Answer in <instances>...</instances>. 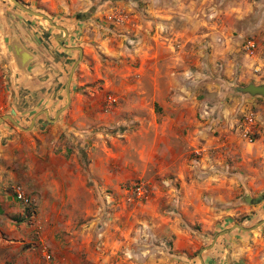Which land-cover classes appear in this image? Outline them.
<instances>
[{
  "label": "crops",
  "instance_id": "0c3cea01",
  "mask_svg": "<svg viewBox=\"0 0 264 264\" xmlns=\"http://www.w3.org/2000/svg\"><path fill=\"white\" fill-rule=\"evenodd\" d=\"M143 1L148 4L135 15L139 19L130 34L132 45L106 48L108 61L117 58L119 105L112 114L129 141L116 153L122 173L112 178L120 182L141 171L170 177L179 184L182 196L174 203L172 186L164 192L157 189L149 201L140 203L125 197L119 185L113 186L110 196L103 184L69 186L59 202L80 208L77 218L86 227L96 222L97 231L75 236L59 233L52 262L45 261L49 255L30 252L25 247L28 231L19 230L9 214L8 184L24 179L21 173L14 174L18 164L31 170L35 163L47 164L44 154L53 151L66 164L78 162L71 147L58 137L77 117L79 98L84 95L73 90L75 77L69 114L50 120L67 102L65 73L75 49L43 45L36 46L41 52L34 53L28 46L26 51L34 59L28 60L17 92L8 96L0 89V116L13 105L17 121L29 127L38 111L48 109L49 114L38 116L32 131H15L13 123L0 126V246L11 252L12 244L18 245L15 255L8 254L9 260L18 263L19 258L32 255L34 264H201L199 253L210 239L195 233L194 224L216 229L223 224L224 214H232L230 206L237 203L238 195L255 198L264 191V165L260 164L264 162V97L236 89L264 84V20L254 13L260 0ZM252 32L257 33L256 39ZM247 40L256 42L253 54L244 51ZM246 113H253L257 123L249 137L239 126ZM107 161L105 157L99 170L106 182L110 179ZM93 193L102 199L100 211L92 206ZM83 196L86 204L81 202ZM116 199L118 204L108 215L106 209ZM245 204L241 212L253 210ZM64 217L58 215L59 231ZM141 222L149 224L157 237L171 241L170 250L159 245L141 249ZM249 235L236 228L220 236L213 248L203 252L204 264H230L245 256L248 247L241 248V243ZM69 241L72 244L66 246Z\"/></svg>",
  "mask_w": 264,
  "mask_h": 264
},
{
  "label": "rangeland",
  "instance_id": "374dc122",
  "mask_svg": "<svg viewBox=\"0 0 264 264\" xmlns=\"http://www.w3.org/2000/svg\"><path fill=\"white\" fill-rule=\"evenodd\" d=\"M20 1L34 11L47 14L52 18L55 25L44 17L26 11L11 0H0L1 92L5 91L10 96L12 92H17V86L20 85L21 75L26 67L18 63L19 47L26 50V47L30 46L35 49L34 53L41 52L36 46L44 48L43 45H56L61 46L63 49H75L70 54L72 55L71 60H67L69 65L65 73L66 80L67 78L69 79L72 67L80 58L79 49L74 47H81L82 49V59L78 63L72 79L71 101L60 115L69 114V108L73 106L72 87L74 86L75 77L77 83L73 90H76V95L84 96L79 98L81 101L78 102L77 117L71 120L70 125L64 126L58 137L60 141H65V144L71 147V153L73 156L76 155L78 162L66 164L61 160L58 151L48 152L49 154H44L47 158V164L35 163L31 170H28L27 166L22 167L21 164H18L19 166L14 168V174L16 176L21 173L24 179H22L23 181L13 179L8 184L9 200L12 202L9 214L13 217V223L19 225V230L20 228L22 231L23 229L27 230L30 235L25 247L29 248L30 252H35L36 250L38 255H49V257L45 256V261L52 262L53 255L58 253L57 240L59 233L74 236L77 234H88L89 232L95 234L98 228L96 222H93L91 227L83 225L82 218H77V216L82 214L80 208L73 207V204H71L72 207L68 204L63 205L61 203L62 200L59 202V199L66 196L62 193L67 187L87 186L94 188L103 184L108 188L106 191L107 196H110L109 193L114 191L113 186L119 185L125 197L132 198L133 202L140 203L149 201L157 189L164 192L170 190L173 186L175 188V192L172 195L174 203L179 200L182 193L177 189L179 184L173 181L172 178L155 176L152 173L146 172V174L141 171L138 175L123 179L120 182H115L116 178H112V176L122 173V165L118 162L116 153L118 151L122 152L124 150L123 147L129 141L119 132L122 126L115 123V118H113L115 113L112 114L119 105V98L116 94L118 81L116 79L117 65L115 63L117 58H109L110 61H108L106 48L115 49L117 45H132L130 34L134 24L139 19L135 15L138 10L144 11V6L148 2L143 0ZM254 13L255 17L260 16V19L264 20V0L257 1V8H255ZM143 20L146 21V17ZM261 24H264V21ZM258 29L260 28L256 30ZM125 34H128V37ZM251 34L256 39L255 34L257 33L252 32ZM55 54L59 57L63 56L58 51H55ZM47 56L51 57L50 53H47ZM59 57H55L56 61L59 60ZM32 58L30 61L34 59ZM107 71H110L109 76H107ZM65 83L68 84V81ZM109 96L117 98V101L111 103L108 99ZM12 107L14 106L11 105L8 110H11ZM79 111H82L83 114ZM42 114L40 113V115ZM5 122L13 123L10 120ZM18 123L23 125L21 122ZM240 123L239 126L241 125ZM12 129L17 131L21 128L13 123ZM32 130L33 128L29 131ZM241 130L240 132L242 133ZM256 134L255 132L254 138ZM9 138L11 139V137ZM5 141L8 142L9 139ZM126 151L129 152L128 147H126ZM131 156L128 153L127 158H131ZM105 157L108 158L109 172L107 175L110 178L107 182L106 178L99 173ZM23 159L25 160L26 158L23 157ZM260 164L264 165V162ZM72 169L74 170L73 174L71 173ZM76 170L81 175H76ZM138 183L145 184L148 190L147 198L138 199L133 193L132 190ZM12 184L21 185L25 189L31 199V204L26 205L16 198L13 189L10 187ZM262 193H257L256 196H260ZM93 194L94 203H92V206L100 211L98 209L102 200L100 194ZM246 195L248 194L242 193L238 195L237 203L230 206L232 214L227 216L224 214V217H222L223 224L216 227V229L206 227L202 222L194 224L192 228L195 233L202 235L206 241L210 239L207 243L205 241V245H209L219 231L232 227L234 223L251 227L263 219L264 198L259 203H250V201L243 199V196L245 198ZM81 202L86 204V196L82 197ZM112 202L115 205H112L113 208L112 206L107 207L108 215L110 212H114V208L118 204L116 203L117 199L112 200ZM245 203L250 204L253 210L241 212L239 208L246 205ZM60 209H62L61 213L59 212ZM59 214L65 216L64 219H61V231H59L57 226ZM248 218L250 220L246 221ZM77 220H80L79 224H76ZM248 232L250 234L249 237L245 238L246 240L241 243V248L247 246L248 252L246 251V255L239 259L231 260L230 264H236L241 261L242 264H264V223ZM138 233L141 234L139 242L141 249L151 250L156 245L169 250L171 248V241L157 237L149 224L145 222L140 223ZM71 244V241H69L66 246ZM12 245L11 252L6 251L7 247L2 248L0 246V264H34L32 255L23 258V260L19 258L18 263L16 259L9 260L8 254L18 250L17 243Z\"/></svg>",
  "mask_w": 264,
  "mask_h": 264
},
{
  "label": "water",
  "instance_id": "95a60500",
  "mask_svg": "<svg viewBox=\"0 0 264 264\" xmlns=\"http://www.w3.org/2000/svg\"><path fill=\"white\" fill-rule=\"evenodd\" d=\"M13 1L15 4H17L18 6H20L21 8L25 9L26 11L33 13L35 15L41 16L46 18L48 21H50L52 24H54L53 20L51 17H49L47 14L39 12V11H34L32 9H30L29 7L25 6L24 4L21 3L20 0H11ZM55 25V24H54ZM65 30V29H64ZM66 31V30H65ZM79 49L80 51V58L79 60L75 63V65L72 67L70 74H69V79H68V84H67V90H66V94H67V103L62 106L58 112L55 114V116L53 118L49 117L50 120L55 121L58 119V117L60 116V114L69 106V103L71 101V84H72V79H73V75L74 72L77 68L78 63L80 62V60L82 59V49L81 47H74ZM32 57H30V55L27 53L26 50L22 49L21 47H19V53L17 56L18 59V63H21L23 66H27L28 60H30ZM25 71V70H24ZM238 91H240L241 93L244 94H250V95H260L264 97V84H255V83H249L245 86H238L236 88ZM40 113H46L47 115L49 114L48 109H43L39 112H37L34 117L33 120L31 122V125L29 127H24L23 125H21L20 123H18V121L15 119V115H16V111L15 109H11V111L9 113L3 114L0 116V125L3 124L6 120H10L12 121L15 125H17L18 127H20L21 129L24 130H30L35 123L36 118L38 117V115H40ZM264 198V193H262L260 196L252 198L249 195L245 196V200L246 201H250V203H259L260 201H262V199ZM264 223V217L263 219H261L260 221H258L256 224H254L251 227H245L244 225L240 224V223H234L232 227L229 228H225L221 231H219L212 239L211 243L209 245L204 246L200 253H199V259L201 261V264H204V257H203V252L206 250H209L211 248L214 247L217 239L222 236L227 234L228 232L238 228V229H242L244 231H252L256 228H258L259 226H261ZM236 264H242V261Z\"/></svg>",
  "mask_w": 264,
  "mask_h": 264
},
{
  "label": "built area",
  "instance_id": "2783aa9c",
  "mask_svg": "<svg viewBox=\"0 0 264 264\" xmlns=\"http://www.w3.org/2000/svg\"><path fill=\"white\" fill-rule=\"evenodd\" d=\"M244 51L248 54H253L256 48V42L254 40H248L243 44ZM109 101L114 103L117 101L115 97L109 96ZM244 122L241 124L242 131L246 137H249L257 125L256 118L253 113H246L244 116ZM10 187L13 189L15 196L18 200L25 203L26 205L31 204V199L27 195L25 189L21 185L12 184ZM133 193H135L138 199L147 198L148 190L144 183H138L133 188ZM49 257V256H48Z\"/></svg>",
  "mask_w": 264,
  "mask_h": 264
}]
</instances>
